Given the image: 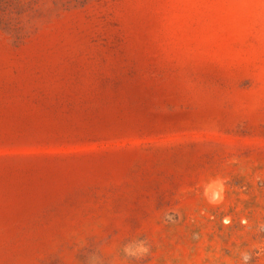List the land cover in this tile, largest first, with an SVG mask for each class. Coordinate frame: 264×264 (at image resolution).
<instances>
[{
    "label": "rangeland",
    "instance_id": "374dc122",
    "mask_svg": "<svg viewBox=\"0 0 264 264\" xmlns=\"http://www.w3.org/2000/svg\"><path fill=\"white\" fill-rule=\"evenodd\" d=\"M242 253L264 264V0H0V264Z\"/></svg>",
    "mask_w": 264,
    "mask_h": 264
},
{
    "label": "clouds",
    "instance_id": "9594fccd",
    "mask_svg": "<svg viewBox=\"0 0 264 264\" xmlns=\"http://www.w3.org/2000/svg\"><path fill=\"white\" fill-rule=\"evenodd\" d=\"M148 249L143 246V244L138 245L135 249H125V252L127 255L130 256H137L141 255L143 253H146ZM242 262L243 264H248V261L250 260V256L247 253H242Z\"/></svg>",
    "mask_w": 264,
    "mask_h": 264
}]
</instances>
